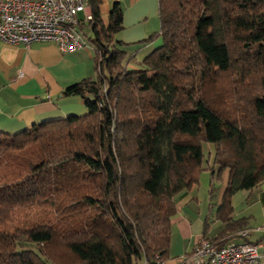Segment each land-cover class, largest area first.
Returning a JSON list of instances; mask_svg holds the SVG:
<instances>
[{"label": "trees", "instance_id": "16d2710c", "mask_svg": "<svg viewBox=\"0 0 264 264\" xmlns=\"http://www.w3.org/2000/svg\"><path fill=\"white\" fill-rule=\"evenodd\" d=\"M86 1L97 76L62 91L86 112L0 131V264L162 262L175 196L213 168L228 176L209 240L243 229L231 198L264 180V0H158L144 41L161 43L137 69L120 5L104 24Z\"/></svg>", "mask_w": 264, "mask_h": 264}, {"label": "crops", "instance_id": "0c3cea01", "mask_svg": "<svg viewBox=\"0 0 264 264\" xmlns=\"http://www.w3.org/2000/svg\"><path fill=\"white\" fill-rule=\"evenodd\" d=\"M114 2L122 9V28L114 37L126 52V67L140 68L143 59L161 43L160 37L144 41L159 30L158 0H101L100 17L104 24ZM85 14L91 15L90 5L86 12H78L76 27L90 35ZM86 41L90 47L62 52L53 42L36 41L24 46L0 39V131L15 133L36 122L86 112L80 96L62 95L68 84L97 76L94 49L87 38ZM208 154V164L212 166V146L208 147ZM206 171L209 179L204 181L201 194L191 193V187L174 198L176 209L171 218L168 257L162 264H177L202 236L213 239L224 229L218 209L227 171L221 174L215 168ZM231 204L232 220L249 229L248 240L257 245L264 260V180L250 190L236 192ZM235 232L217 241H240ZM132 264L148 263L140 260Z\"/></svg>", "mask_w": 264, "mask_h": 264}, {"label": "built area", "instance_id": "2783aa9c", "mask_svg": "<svg viewBox=\"0 0 264 264\" xmlns=\"http://www.w3.org/2000/svg\"><path fill=\"white\" fill-rule=\"evenodd\" d=\"M88 6L86 0H0V39L24 46L53 42L62 52L90 47L76 27L78 12H86ZM234 235L241 240L220 243L202 236L177 264H264L257 245L248 240L249 229Z\"/></svg>", "mask_w": 264, "mask_h": 264}, {"label": "rangeland", "instance_id": "374dc122", "mask_svg": "<svg viewBox=\"0 0 264 264\" xmlns=\"http://www.w3.org/2000/svg\"><path fill=\"white\" fill-rule=\"evenodd\" d=\"M127 68H131V67H129V66H127ZM209 146H211L210 144H208V143H202V149H203V152H204V156H205V160L206 159H208V147ZM204 164H206V162H204ZM208 171H206V172H201V174H200V178H199V181H198V183L197 184H194L193 186H192V189H191V193L193 192V193H202L203 192V190H204V188H203V185L205 184V182H207L208 181V173H207ZM206 174V175H205ZM205 181V182H204ZM200 193V194H201Z\"/></svg>", "mask_w": 264, "mask_h": 264}]
</instances>
